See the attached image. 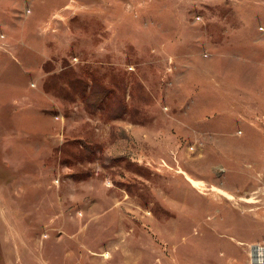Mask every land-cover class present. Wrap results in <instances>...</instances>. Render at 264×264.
Wrapping results in <instances>:
<instances>
[{"label":"rangeland","instance_id":"1","mask_svg":"<svg viewBox=\"0 0 264 264\" xmlns=\"http://www.w3.org/2000/svg\"><path fill=\"white\" fill-rule=\"evenodd\" d=\"M254 244L264 0H0V264H262Z\"/></svg>","mask_w":264,"mask_h":264},{"label":"bare ground","instance_id":"2","mask_svg":"<svg viewBox=\"0 0 264 264\" xmlns=\"http://www.w3.org/2000/svg\"><path fill=\"white\" fill-rule=\"evenodd\" d=\"M75 211V210H74ZM261 250H264V246H255L254 248V258L257 262L264 261V253H261ZM106 256L109 257V252H106Z\"/></svg>","mask_w":264,"mask_h":264},{"label":"built area","instance_id":"3","mask_svg":"<svg viewBox=\"0 0 264 264\" xmlns=\"http://www.w3.org/2000/svg\"><path fill=\"white\" fill-rule=\"evenodd\" d=\"M255 246H264V245H262V244H254V245H253V247H252V252H251V257H252L253 263H262V264H264V261H262V262H257V261L255 260L254 255H253Z\"/></svg>","mask_w":264,"mask_h":264},{"label":"crops","instance_id":"4","mask_svg":"<svg viewBox=\"0 0 264 264\" xmlns=\"http://www.w3.org/2000/svg\"><path fill=\"white\" fill-rule=\"evenodd\" d=\"M14 101L16 102V96H15V98H14ZM16 107H18V105H17ZM27 107H29V106H26L25 109H26ZM18 109H21V107L19 106ZM21 110H22V109H21Z\"/></svg>","mask_w":264,"mask_h":264}]
</instances>
